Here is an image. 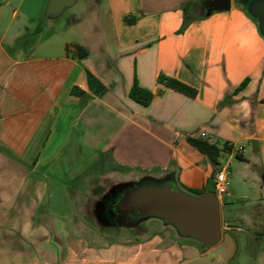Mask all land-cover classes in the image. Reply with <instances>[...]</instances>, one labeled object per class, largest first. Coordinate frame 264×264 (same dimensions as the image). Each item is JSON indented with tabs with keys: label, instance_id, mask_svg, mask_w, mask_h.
<instances>
[{
	"label": "crops",
	"instance_id": "crops-1",
	"mask_svg": "<svg viewBox=\"0 0 264 264\" xmlns=\"http://www.w3.org/2000/svg\"><path fill=\"white\" fill-rule=\"evenodd\" d=\"M187 1L82 0L48 22V0H0V264H264V37L235 0L179 32ZM134 82L148 106L130 99ZM189 137L233 166L226 202L258 200L251 223L220 218L202 249L169 226L104 240L80 219L86 178L109 166L214 193L218 164Z\"/></svg>",
	"mask_w": 264,
	"mask_h": 264
},
{
	"label": "water",
	"instance_id": "water-1",
	"mask_svg": "<svg viewBox=\"0 0 264 264\" xmlns=\"http://www.w3.org/2000/svg\"><path fill=\"white\" fill-rule=\"evenodd\" d=\"M81 2L48 0L42 16L48 22H63ZM230 6L231 0H207L205 14L227 10ZM238 7L255 20L260 35L264 37V0H248L245 6ZM120 206L129 209V215L133 217L158 218L177 234L191 238L202 246L211 247L220 240V206L215 193L193 195L172 183L143 186L132 190Z\"/></svg>",
	"mask_w": 264,
	"mask_h": 264
},
{
	"label": "flooded vegetation",
	"instance_id": "flooded-vegetation-1",
	"mask_svg": "<svg viewBox=\"0 0 264 264\" xmlns=\"http://www.w3.org/2000/svg\"><path fill=\"white\" fill-rule=\"evenodd\" d=\"M165 183L150 177H137L129 170L105 167L99 176L86 178L77 211L84 224L104 240L134 239L167 224L155 217L130 216L129 209L120 206V202L132 190Z\"/></svg>",
	"mask_w": 264,
	"mask_h": 264
},
{
	"label": "trees",
	"instance_id": "trees-1",
	"mask_svg": "<svg viewBox=\"0 0 264 264\" xmlns=\"http://www.w3.org/2000/svg\"><path fill=\"white\" fill-rule=\"evenodd\" d=\"M207 0H190L187 1L185 3L182 4L181 6V10L183 13V22H182V26L179 32L184 31L189 24H191L193 21L197 20V19H201L203 18L206 14H205V2ZM248 0H235V2L237 4H240L241 6H245ZM247 14V13H246ZM247 16L255 23V20L252 19L248 14ZM129 23H132V20H126ZM256 24V23H255ZM78 50H79V55L80 56H86L87 52L80 46H78ZM87 77H88V81L90 84H97L100 88V92L104 91V87L101 86L96 80L95 78L92 76L91 73H87ZM158 82L163 84L164 86H166L167 88L173 89L175 91H178L182 94H185L189 97H195L196 96V91L187 86L186 84H183L175 79H168V78H163V77H159L158 78ZM246 83V81L242 84V86H244ZM129 97L131 100L135 101L136 103L143 105V106H148L152 99H153V94L145 89H142L140 87L137 86L136 82H134L130 92H129ZM187 142L189 144H191L193 147H195L199 152H201L202 154L206 155L210 161L213 164H218V157L220 155V149L213 145L208 143L205 140H199V139H195V138H187ZM139 175H142L141 177L144 178H149V176H152L153 172H135ZM184 239H187L193 243H195L196 245H198L200 248H205L203 246H201L197 241L188 238L186 236L182 237Z\"/></svg>",
	"mask_w": 264,
	"mask_h": 264
},
{
	"label": "rangeland",
	"instance_id": "rangeland-1",
	"mask_svg": "<svg viewBox=\"0 0 264 264\" xmlns=\"http://www.w3.org/2000/svg\"><path fill=\"white\" fill-rule=\"evenodd\" d=\"M226 157L223 156L221 157L220 159V164H218V167H217V170L216 172L218 171V169H220L221 167L223 166H228V170L229 172L231 173L233 171V166L231 165V163H228L226 161ZM239 159V158H237ZM236 159H233L232 162H235ZM215 172V173H216ZM230 178V177H229ZM183 189V191L185 192H188L190 194H193V195H202L203 194V191L201 190H191V189H187L185 188L184 186L181 187ZM264 196V191H258L256 193V195L254 196L253 199H261V197ZM221 203H220V218L221 220L223 221H229V223H233L235 224L234 222H231L232 221V218H234L235 215H237L238 213H243L245 215H247V219L246 220H250L249 223H251V215L250 213L255 209V210H258L259 209V205L256 204V201L258 200H252V201H249V202H244V201H240V202H226L227 201V198L226 196H222L221 197ZM237 225V224H236ZM237 237H239L240 239V243H241V249H240V256H248V254H251V252L253 251V240L250 239L249 235H244L245 233H238L236 232V230L233 232ZM258 235L260 234H255L256 237H258ZM246 236V237H245Z\"/></svg>",
	"mask_w": 264,
	"mask_h": 264
},
{
	"label": "built area",
	"instance_id": "built-area-1",
	"mask_svg": "<svg viewBox=\"0 0 264 264\" xmlns=\"http://www.w3.org/2000/svg\"><path fill=\"white\" fill-rule=\"evenodd\" d=\"M229 177L228 166H223L214 174L213 185L214 193L220 198L229 194Z\"/></svg>",
	"mask_w": 264,
	"mask_h": 264
}]
</instances>
